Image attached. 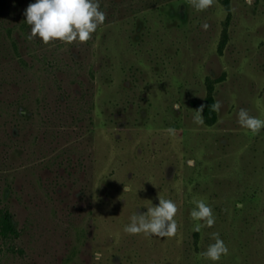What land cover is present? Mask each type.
<instances>
[{
    "label": "rangeland",
    "instance_id": "obj_1",
    "mask_svg": "<svg viewBox=\"0 0 264 264\" xmlns=\"http://www.w3.org/2000/svg\"><path fill=\"white\" fill-rule=\"evenodd\" d=\"M30 3L0 0V208L20 231L0 264H264V129L237 122L264 119V0H99L92 39L48 45L26 39ZM211 89L217 120L197 124ZM158 194L176 235L124 233ZM199 199L216 222L194 232Z\"/></svg>",
    "mask_w": 264,
    "mask_h": 264
},
{
    "label": "clouds",
    "instance_id": "obj_2",
    "mask_svg": "<svg viewBox=\"0 0 264 264\" xmlns=\"http://www.w3.org/2000/svg\"><path fill=\"white\" fill-rule=\"evenodd\" d=\"M215 0H188V3L198 12H203L212 7ZM251 3V0H246ZM25 22L30 26V34L26 39L32 41L39 38L45 45L59 41L64 44L79 42L87 43L92 39L93 34L106 20V13L100 10L99 0H35V3L28 4L24 11ZM202 28L207 30L208 23H203ZM204 105L194 110V122L202 124ZM222 107L220 101L211 105V109L219 112ZM238 124L247 129L252 135H258L264 129V119L254 117L247 109L241 108L237 113ZM170 135H175L174 128L165 130ZM191 163V162H190ZM124 191H129L124 187ZM158 206H153L151 202L146 205V212L136 211L130 217V223L123 228L124 233L129 235L143 234L145 237L171 238L178 231V224L175 216L178 213L177 204L158 194ZM195 207L190 211L193 221H202L193 226L194 232H200L203 228H212L215 225L216 217L212 208L204 199L193 200ZM240 205H238L239 207ZM211 238L214 243L199 255L214 262L222 256L229 254V249L220 238L218 232H212ZM102 254L94 253V259H101Z\"/></svg>",
    "mask_w": 264,
    "mask_h": 264
},
{
    "label": "trees",
    "instance_id": "obj_3",
    "mask_svg": "<svg viewBox=\"0 0 264 264\" xmlns=\"http://www.w3.org/2000/svg\"><path fill=\"white\" fill-rule=\"evenodd\" d=\"M216 102L213 89L210 90L205 103L203 116L208 124H212L217 120V112L211 109V105ZM19 228L9 209L0 208V237L5 241H11L19 236Z\"/></svg>",
    "mask_w": 264,
    "mask_h": 264
}]
</instances>
